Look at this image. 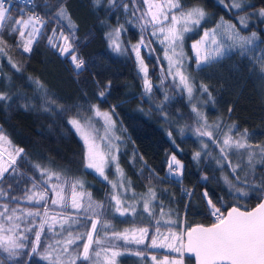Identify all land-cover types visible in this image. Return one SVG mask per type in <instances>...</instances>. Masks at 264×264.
<instances>
[{
	"label": "trees",
	"instance_id": "1",
	"mask_svg": "<svg viewBox=\"0 0 264 264\" xmlns=\"http://www.w3.org/2000/svg\"><path fill=\"white\" fill-rule=\"evenodd\" d=\"M34 2L37 11L43 16L44 0H34ZM180 2L185 8L198 5L207 13L202 27L187 33L184 42L186 71L197 86L201 83L207 85L213 97L212 101L203 104L202 111L210 123L222 121L224 126L235 124L240 132L248 130L249 143L264 145V78L260 76L259 64L249 58L259 55L260 51L264 50V42H262L264 41V22L254 16L249 23V28L242 29L245 34L251 31L259 34L260 40L256 42L258 45L256 53L242 57L238 52H230L220 62L198 68L191 47L192 43L201 37L205 29L213 28L220 17L223 16L225 20L235 23L236 16L219 4L218 0H180ZM249 3L255 6L250 11L264 8V0H249ZM67 6L73 20L79 26L78 54L86 61V70L79 77L75 76L70 62L48 45L47 36L52 34L54 27H57L54 20L47 23L42 30V37H37L30 53H25L22 47L17 46L20 44L18 33H11L4 29L0 34L3 35L8 47L7 55L0 53V91L32 97L35 85L30 78L39 79L51 93L59 98V103L66 107L80 105L82 108H87L96 104L102 111H111L113 107L115 108L113 117L116 120L120 138L117 140L119 151L116 152L117 161L110 163L105 171L109 180L114 181L116 177L114 164H119L124 178L130 182V186L126 183L128 193L134 197V199L128 197L129 203L127 201L126 204H135L136 213L121 216L114 211V208L107 211L101 217L103 223L109 222L112 226L108 230V236L111 237L113 229L120 233L128 230L127 234L129 233L132 240L133 234L139 236V233H134L133 230L142 227L149 229V237H151L155 234L156 227L160 228L162 234L168 235L169 227L179 233L193 224H211L214 222V217L209 213L203 195L205 191L222 211L232 205L239 204L249 208L256 204L262 198L259 193H252L239 201L234 198L223 179L224 175L231 173L230 168L225 167L221 172L214 161L203 157L199 161L193 159L194 153L200 151L202 147L199 138L186 127L194 126V114L188 99L183 94L178 93L172 86H168L171 85L168 81L161 85L160 68L164 69L162 59L164 54L163 46L156 42V38L151 37L150 32L145 33L154 41L151 48L155 51L149 54L147 49H141V57L148 67V79L154 85L152 93L145 94L144 74L139 70L135 52L131 48V45L136 44L140 39L139 28L125 24L127 31L121 33L120 42L124 48H127V52L119 54L109 47L105 36L109 28L100 23L106 18L103 9L93 11L91 0H67ZM143 8L145 9V5ZM12 11L15 15L16 8L13 7ZM107 19L108 24L113 26L116 24L115 16ZM120 22L124 23L122 14ZM9 57L20 66V72L12 68ZM101 91L105 92L103 98L99 96ZM196 93L200 96L199 91ZM165 94L171 97L169 101H164ZM13 99L15 100V96ZM203 99H208L207 94H204ZM162 103L163 112L168 114L167 120L158 107ZM75 112V107L63 116L38 109L26 111L18 105L5 109L0 102V127L11 141L7 147L11 152L16 148L24 149V153L17 156L16 164L13 165L18 169L15 175L17 177L23 175V179L18 186L13 184L12 195H22L21 189L25 186L31 187L28 177L34 176L37 180L39 179V172L32 165L40 163L53 171L63 173L66 177L83 179L85 185L82 190L88 191L93 200L115 204V201L110 200V183L93 170L84 167L86 152L84 141L67 123L68 116L74 115ZM84 114L90 115V113ZM181 127L185 129L183 135L179 131ZM169 131L172 132L171 138L168 136ZM204 139L207 142V138ZM209 148L213 155L219 151L210 142ZM170 155H175L183 163L180 178L166 174ZM237 160V157H232L233 164L237 163ZM243 166L246 167V162ZM150 174L152 178L148 179ZM256 175L264 176V166L257 164ZM205 176L207 180L203 179ZM229 178L232 177L229 176ZM240 179L244 180L243 172L240 173ZM8 182H13L11 177ZM52 182L56 183L55 178ZM0 186L7 188V184ZM149 188L156 193V199L152 201L153 216L143 212L141 199L148 193ZM39 190L37 188V191ZM48 195L52 197L50 189ZM3 203H9L10 208L18 205L20 209L39 207L27 201H9L6 197L0 198V204ZM161 208H163V215ZM48 210L49 217L59 215L57 218L61 221V216L68 214L61 207H54L50 202ZM29 219L38 224L40 218ZM157 220L160 221L159 225L156 224ZM169 220L176 223L169 225L166 223ZM78 221L80 223L81 220ZM79 223L75 226L77 230H81L82 224ZM83 225L84 233L82 234H86L91 227V221L86 220ZM100 228L101 225L100 227L98 225V229ZM45 232L41 236L42 245L52 242V234ZM101 232L100 237L104 239L103 231ZM77 234H80L79 231ZM29 235L34 239V236ZM85 242L86 237L77 241L81 245L79 251L82 252V244ZM150 245L151 239L145 238L141 245L133 241L134 249L131 246L127 252L123 250V246L112 249L122 253L115 258L116 264H157L156 260H160L161 257H167L169 261L179 258V253L168 248H152ZM96 247L93 244V248ZM137 252L142 254L136 255ZM3 255L0 252V256ZM91 256L90 261H77V264H108L111 251L107 253L102 251L99 258L95 257L94 252ZM149 260L155 262L150 263ZM184 263L192 264V259L184 256ZM37 264H45V262L37 260Z\"/></svg>",
	"mask_w": 264,
	"mask_h": 264
},
{
	"label": "snow or ice",
	"instance_id": "2",
	"mask_svg": "<svg viewBox=\"0 0 264 264\" xmlns=\"http://www.w3.org/2000/svg\"><path fill=\"white\" fill-rule=\"evenodd\" d=\"M218 3L223 5L227 11L234 13L236 22L225 20L222 16L213 28L205 29L201 39L192 44V49L196 51L198 68L218 63L230 52H238L242 57L257 52L256 42L260 40L259 34L256 31L245 34L242 29L249 28V23L254 16L264 22V8L250 11L255 6L250 4L249 0H227V2L218 0ZM27 4H33V0H27ZM143 5H147V8L144 9ZM14 6L13 0H0V33L4 29L11 33H18L20 44L17 46L22 47L25 53H30L34 41L37 37H42V30L47 23L54 20L57 27H54L52 34L47 36L48 45L70 62L75 76L79 77L86 70V61L78 54L77 31L79 26L72 18L67 0H44L43 16L38 14L34 8H27V6H15L16 14L14 15L12 11ZM91 6L93 11L100 9L105 11L106 18L100 23L109 28L105 36L109 47L116 53L127 52V48H124L120 42L121 33L127 31L125 24L139 28L140 39L136 44L131 45V48L135 52L139 70L144 74L145 94L152 93L154 85L148 79V67L141 57V49H147L149 54L155 51L151 48L154 41L149 39L145 33L150 32L151 37L156 38V42L163 46L164 59L168 67L166 76L161 80V85L168 76L172 77L173 86L178 87L182 94H186L194 114V126L187 125L186 127L199 138L202 147L200 151L194 153L193 159L199 161L203 157L214 161L221 172L225 167L230 168L231 173L224 175L223 179L236 200L249 197L252 193L264 196V176L256 175L257 164L264 166V145L249 143L248 130L240 132L235 124L224 126L222 121L210 123L202 111L203 104L213 100L209 87L203 83L197 86L185 69V36L202 27V22L207 16L206 11L198 5L185 8L180 0H164L163 3H156L155 0H91ZM121 14L124 17V23L120 22ZM112 16L116 18L114 26L108 24L107 18ZM29 28L30 30L26 31ZM7 47L3 35L0 34V53L7 55ZM249 58L259 64L260 76L264 78V50L260 51L259 55ZM8 59L12 68L20 72V66L14 63L11 57ZM161 71L164 72V69L162 68ZM30 80L35 85L32 97L0 91V102L3 103L4 108L11 109L18 105L26 111L38 109L63 116L75 107L76 112L68 116L67 123L84 141L86 148L84 167L93 170L108 181L114 190L118 187L125 188L126 183L130 186V182L124 178L118 163L115 164L118 175L116 181L109 180L105 171L110 163L117 161L114 153L119 151V145L114 141L120 138L113 132L115 108L113 107L111 111H102L96 104L87 108H82L80 105L66 107L59 103V98L51 93L39 79L30 78ZM197 91L200 93L199 97L196 95ZM204 94H207V100L203 99ZM99 96L105 97V92L101 91ZM170 99L171 97L165 94L164 101ZM158 107L167 120L168 114L163 112V103ZM84 113H90V115ZM98 124L99 127H97ZM179 131L183 135L184 127H181ZM168 136L172 137L171 131L168 132ZM204 138H207V142ZM209 142L219 150L215 155L209 148ZM0 143L11 144L2 127H0ZM22 153H24L23 148H16L15 156H10V164L7 167L0 165V185L7 184V188L0 186V198L6 197L9 201L17 202L27 201L39 207L20 209L19 205L10 208L9 203L0 204V209H2L0 211V252L4 254L0 256V264H37V260L45 264H77V261H90L92 252L96 258H99L102 251L105 253L111 251L108 264H116L115 258L122 253L112 250L117 247L112 240L128 241V230L120 233L113 229L109 237L108 230L112 226L109 222H104L98 229V225L101 224L100 217L113 208L121 216L128 213L135 214L136 205L126 204L118 195H112L110 198L111 201H115L114 205L106 204L104 201H94L89 194L85 207L81 202L83 194L77 193L78 188H84L83 179L66 177L63 173L53 171L40 163L32 165L39 172V179L37 180L34 176L28 177L31 187L25 186L21 189L22 195H12L13 184L18 186L23 179V175L20 177L15 175L18 169L13 167L16 164L15 157ZM233 156L238 158L235 164L232 161ZM245 162L246 167L243 166ZM168 169L169 175L182 173L183 165L175 155L171 156ZM241 172L244 173V180L240 179ZM229 176L232 178L230 179ZM10 177L12 183L8 182ZM53 178L56 183L52 182ZM151 178L150 174L148 179ZM203 179L207 180V177ZM69 187L71 188L70 207L77 212L83 211L86 214V220L91 221V231L86 234H73L72 223H79V221H72L71 216L62 221L58 220L56 215L49 217V202L54 206L69 207V197L66 193ZM37 188L40 190L37 191ZM49 189L52 197L48 195ZM188 194L191 195V193ZM203 195L209 213L214 217V222L210 225L189 226L179 233L169 227L168 235L162 234L160 228L156 227L155 234L151 237H149V229L142 227L133 230L134 233L138 232L139 236L133 234L132 240L135 244L141 245L145 238H150L152 248H168L180 254L179 258L170 261L166 257L164 264H184L185 253L194 256L195 264H264V199H261L251 209L237 204L222 211L221 207L209 198L207 191ZM141 199L143 212L153 216L152 201L156 199L155 191L149 188L148 193L144 194ZM89 212L91 216H87ZM161 214L163 215V208H161ZM36 217L40 218L38 224L29 219ZM166 223L171 225L176 221L169 220ZM156 224L159 225L160 221L157 220ZM46 225L47 231L52 234V242L42 245L41 236L45 232ZM57 225H59L58 228ZM101 230L104 239L100 237ZM94 233L96 234L95 239ZM29 234L34 236V239ZM84 235L87 236V242L82 244L81 252L79 251L81 245L77 241L83 240ZM93 244L97 247L93 248ZM141 254V252L136 253V255Z\"/></svg>",
	"mask_w": 264,
	"mask_h": 264
},
{
	"label": "rangeland",
	"instance_id": "3",
	"mask_svg": "<svg viewBox=\"0 0 264 264\" xmlns=\"http://www.w3.org/2000/svg\"><path fill=\"white\" fill-rule=\"evenodd\" d=\"M155 2L156 3H163L164 2V0H155ZM147 8V5H145V9ZM25 19H27V17L25 18ZM37 27H39V25H37ZM211 29V28H210ZM27 30H30V28L29 29H26V31ZM203 36V34L201 35V37ZM201 37L200 38H198L197 40H200L201 39ZM217 39H220V37H217ZM197 40H195L193 43H195ZM192 43V44H193ZM193 50V49H192ZM193 54H194V57H195V59H196V51L195 50H193ZM163 63H164V72H162L161 71V68H160V77H161V80H162V78H164L165 76H166V71H167V67H168V63H167V61L164 59V55H163ZM184 64H186V58H185V61H184ZM160 80V81H161ZM165 81H168L171 85H168V86H172L178 93H180V94H182L180 91H179V88L178 87H174L173 86V80H172V77H170V76H168L165 80H164V82ZM177 84H178V81H177ZM185 97H186V99H187V96H186V94H183ZM196 95H197V93H196ZM198 96V95H197ZM199 97V96H198ZM113 120L115 121V128H114V130H113V132H114V135L115 136H118L119 137V135H118V129H117V123H116V120L114 119V117H113ZM101 123H102V121H101ZM97 127H99V124L97 125ZM116 144H117V140L116 141H114ZM115 155H116V152L114 153ZM10 156H15V151H13V152H11L10 151V149L7 147V144H4V143H0V165H4V166H8L9 164H10ZM171 156L172 155H170L169 156V159H168V163H169V161H170V159H171ZM17 158V156L15 157V159ZM179 160V159H178ZM113 163H115V162H113ZM181 164L183 165V163L181 162ZM183 170V169H182ZM114 172H115V175H116V177H115V179H114V181H116L117 179H118V175H117V173H116V167H115V164H114ZM166 174L167 175H169V169H168V164H167V168H166ZM182 174V173H181ZM181 174H172V175H169V176H171V177H174V178H180L181 177ZM125 188H127L126 187V184H125ZM125 188H120V187H118L117 189H113L112 188V186H111V184H110V191H111V193H110V197L112 196V195H118L125 203L128 201V197L129 198H131V199H133V196L131 195V194H129L128 193V188H127V191H125ZM66 193H67V195H68V197H69V200H68V203H69V207L68 208H63V207H61V206H59V205H55L54 207H58V208H62V210L63 211H65L66 213H68V214H66V215H71V218H72V221H78L79 219L81 220L80 221V225L82 224V226H81V230H77V229H75V226H76V223H72V228H73V234L74 235H76L77 234V231H79V233L80 234H82V233H84V231H83V229H82V227H84V225L83 224H85V221H86V214L83 212V211H79V212H77V210H75V209H72L71 207H70V203H71V201H70V196H71V188L69 187V188H67L66 189ZM77 193L78 194H80V193H82L83 195H82V198H81V202H82V204L86 207L87 206V202H88V195L90 194L88 191H83L82 189L80 190V189H77ZM95 201V200H94ZM128 203H129V201H128ZM65 214H64V216H61V218H62V220L63 219H67L68 218V216H66ZM76 215H80V216H76ZM92 214L89 212L88 214H87V216H91ZM49 216H50V214H49ZM56 216H59V215H56ZM67 217V218H66ZM93 219H95V217H93ZM59 220V219H58ZM100 221H101V224L100 225H102L103 224V222H102V217H100ZM71 222V221H70ZM100 225H99V227H100ZM89 231H91V227H90V229H89ZM88 231V232H89ZM45 233H47V231L45 232ZM101 231H100V235H101ZM129 234V233H128ZM127 234V235H128ZM96 234L94 233L93 234V237L95 236ZM129 236V240L128 241H124L123 239H120V240H116V239H113L112 240V243L114 244V245H116L117 247L118 246H123L122 248H123V250H126V252H127V249L130 247V249H131V246H132V249H134L133 248V241L130 239L131 238V236L130 235H128ZM84 237H86V242H87V236H85L84 235ZM137 249V248H136ZM157 258V257H156ZM151 261L152 262H155V261H153V260H149V262L151 263ZM164 261H165V257H161L160 258V260H156V263L157 264H164ZM184 264H186V263H184Z\"/></svg>",
	"mask_w": 264,
	"mask_h": 264
},
{
	"label": "built area",
	"instance_id": "4",
	"mask_svg": "<svg viewBox=\"0 0 264 264\" xmlns=\"http://www.w3.org/2000/svg\"><path fill=\"white\" fill-rule=\"evenodd\" d=\"M13 4H14L15 6H19V7H25V6H27V8H34L35 11H36L38 14L41 15V13H40L39 11H37V9H36V6H35V2H34V0H33V4H31V5H28V4H27V0H13ZM15 6H14V7H15ZM15 8H16V7H15Z\"/></svg>",
	"mask_w": 264,
	"mask_h": 264
},
{
	"label": "water",
	"instance_id": "5",
	"mask_svg": "<svg viewBox=\"0 0 264 264\" xmlns=\"http://www.w3.org/2000/svg\"><path fill=\"white\" fill-rule=\"evenodd\" d=\"M261 199H264V196H262V198ZM260 199V200H261ZM260 200L257 202V203H259L260 202ZM257 203L256 204H254L253 206H251V207H249V208H247V209H251V208H254L256 205H257ZM232 206H234V205H232ZM229 208V207H228ZM198 224H200V223H197V224H193V225H191V226H195V225H198ZM203 225H205V226H208V225H210V224H203ZM185 257H189V258H191L192 259V264H195V258H194V256H191L190 254H188V253H185V255H184Z\"/></svg>",
	"mask_w": 264,
	"mask_h": 264
}]
</instances>
